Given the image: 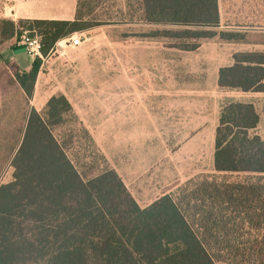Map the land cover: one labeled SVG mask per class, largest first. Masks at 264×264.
<instances>
[{"label": "trees", "instance_id": "16d2710c", "mask_svg": "<svg viewBox=\"0 0 264 264\" xmlns=\"http://www.w3.org/2000/svg\"><path fill=\"white\" fill-rule=\"evenodd\" d=\"M147 23L177 25L168 36L194 40L218 34L224 41L247 33L213 31L217 0H141ZM0 43L40 36L48 55L56 42L87 26L79 8L73 20L1 19ZM27 36V37H28ZM258 38V37H255ZM42 58L14 76L27 97ZM264 51H236L218 69L220 88L264 92ZM72 108L51 96L44 116L31 109L11 160L12 180L0 184V264H264V141L253 130L252 103L229 102L214 133V174L186 181L140 207L112 168L85 177L50 127ZM234 175V176H231Z\"/></svg>", "mask_w": 264, "mask_h": 264}, {"label": "rangeland", "instance_id": "374dc122", "mask_svg": "<svg viewBox=\"0 0 264 264\" xmlns=\"http://www.w3.org/2000/svg\"><path fill=\"white\" fill-rule=\"evenodd\" d=\"M77 6L87 28L58 40L48 55L40 53L32 96L22 102L8 90L17 101L3 104L0 184L12 180L11 160L30 110L44 116L47 100L58 94L72 112L50 129L79 171L87 177L114 169L140 207L215 173L214 133L226 103L254 102L259 121L253 131L264 141V94L217 84L218 67L232 60L233 52L264 51V24L239 28L226 27L225 21L211 29L245 32L253 39L224 41L216 34L189 50L179 47L194 40L163 33L181 26L143 20L141 0H77ZM73 35H80L79 45L66 41ZM27 36L23 32L20 40ZM34 37L41 40L37 34L29 38ZM9 70L14 74L11 65Z\"/></svg>", "mask_w": 264, "mask_h": 264}, {"label": "crops", "instance_id": "0c3cea01", "mask_svg": "<svg viewBox=\"0 0 264 264\" xmlns=\"http://www.w3.org/2000/svg\"><path fill=\"white\" fill-rule=\"evenodd\" d=\"M76 6L77 0H0V19L13 21L19 19L73 20L76 14ZM217 8L219 25L225 21L226 27L250 28L252 24H264V0H217ZM27 49L24 40L0 44V120L6 110L3 104L8 103L10 99L17 101L15 97H8L7 93L10 87L14 93L20 94L22 102H24V97H27L14 74L9 70V65L17 68L18 72L30 69L35 56L29 54ZM231 62V59L228 60V62L219 65L218 69L230 65ZM255 93L264 94V92ZM244 102L254 104L252 101L246 100ZM18 146L14 150V154Z\"/></svg>", "mask_w": 264, "mask_h": 264}, {"label": "built area", "instance_id": "2783aa9c", "mask_svg": "<svg viewBox=\"0 0 264 264\" xmlns=\"http://www.w3.org/2000/svg\"><path fill=\"white\" fill-rule=\"evenodd\" d=\"M66 41H68L70 46H76V45L80 44L81 37H80V35H77V36L73 35L71 37H68L66 39ZM25 42L27 44V47H28L27 52L29 54H31L32 56H39L40 55V51H39L40 41L36 37H34V38L26 37Z\"/></svg>", "mask_w": 264, "mask_h": 264}]
</instances>
